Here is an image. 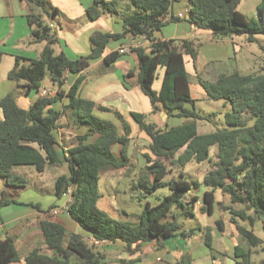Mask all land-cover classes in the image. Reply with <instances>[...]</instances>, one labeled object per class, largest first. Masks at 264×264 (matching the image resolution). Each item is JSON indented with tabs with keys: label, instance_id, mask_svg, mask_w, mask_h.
Instances as JSON below:
<instances>
[{
	"label": "trees",
	"instance_id": "obj_1",
	"mask_svg": "<svg viewBox=\"0 0 264 264\" xmlns=\"http://www.w3.org/2000/svg\"><path fill=\"white\" fill-rule=\"evenodd\" d=\"M26 1L33 6L26 16L33 41H46V45L38 58L17 56L8 77L27 91H40L42 80L49 73L56 89L53 94L39 96L29 108L21 107L13 93L0 99L3 111L0 120V178L6 186L22 188L27 185L26 177L14 173L17 166L34 165L39 172H44L49 164L62 161L58 149L60 142L54 133L61 112L54 105L67 97L64 110H70L75 120L88 128V132L79 136V142L66 150L64 160L69 172L56 178L55 193L62 198L70 190L67 211L93 238L108 242L121 240L131 250L133 246L153 239L160 241L177 234L189 236L194 229H184L177 218L171 221L165 218L172 215L170 211L174 205L184 208V213L191 216L193 210L190 206L197 197L193 196L190 201H185V198L189 191L202 185L209 188L204 193V212L213 213L215 191L222 189L230 195L232 204L243 205L242 209H231L234 215L251 223L258 219L264 229V61L255 72H222L216 81L198 74L199 84L207 98L223 100L231 107L224 114L223 128L199 133V120L209 121L215 113L204 115L198 112L197 99L192 96L184 56L190 55L196 62L198 50L195 42L162 39L157 35L170 23L166 17L174 0H129L132 11L122 17L123 32L94 31L90 35V53L75 59L64 51L55 52L54 46L59 43V38L45 15L56 14L58 9L49 0ZM188 1V21L212 31L216 38L246 35L249 42H257L256 36L264 34V0L257 6L260 20L247 18L239 10L242 0ZM117 4L118 0H95L87 8V16L95 20L106 11L117 13ZM35 8L41 11L37 12ZM127 35L142 38L146 43L135 48L134 52L138 58V84L149 98L153 113L165 111L185 118L183 124L169 127L167 122L148 121L145 113H130L139 128L151 137L149 150L154 156L145 154L147 164L140 169L135 186L143 194L152 193L162 186L171 189L170 194L160 197L157 204L146 202L137 222L113 218L98 204L102 197L101 173L107 169H120L128 161L125 148L131 139V125L120 111L81 96L80 88L86 78L84 74L70 88L64 87L68 72H83L94 60L103 57V63L111 67L124 53L115 50L104 55L106 49L111 41H119ZM261 48L264 52V46ZM2 58L0 50V64ZM160 68L164 69L162 84L160 90H155L153 85ZM187 103L191 108L186 106ZM96 110L113 111L121 120L124 132L120 134L116 124L98 116ZM90 134L98 136L87 143ZM116 144L122 146L119 154L113 149ZM212 148H215L214 154ZM166 161H170L172 166L208 161L210 167L202 182L174 177L167 179L170 171ZM12 202L16 200L1 193L0 209ZM251 209L253 215L248 213ZM40 225L44 243L53 254L35 248L24 258L23 264H103L95 245L87 243L80 234L67 239L66 228L49 219L42 220ZM237 229L250 249L238 247L236 255L241 259L240 264H252L251 247L257 246L261 240L247 227L238 225ZM20 260L14 237L0 238V264ZM133 261L122 260L121 264ZM176 264L190 263L184 257Z\"/></svg>",
	"mask_w": 264,
	"mask_h": 264
},
{
	"label": "crops",
	"instance_id": "obj_2",
	"mask_svg": "<svg viewBox=\"0 0 264 264\" xmlns=\"http://www.w3.org/2000/svg\"><path fill=\"white\" fill-rule=\"evenodd\" d=\"M50 1L58 9L55 15L59 18L55 22L50 23L52 30L57 33L61 51H64L72 59L90 53V35L94 31L123 32L122 17L124 14L132 11L129 0H118L117 13L106 11L99 18L90 20L87 16V8L92 6L95 0ZM243 1L239 4V10L244 13L243 8L241 9ZM252 1H254L256 7L261 2L260 0ZM5 2L8 11L6 10L4 13L11 18L8 21L9 23H7V31L9 29L12 31L15 45H21L23 39H26L29 44L43 46L40 51L37 49L36 56L30 50L9 53L4 48H0L3 52L0 64V99L13 93L17 103L21 107L29 108L42 95V90L41 92L34 89L27 91L22 85H18L17 82L9 79L8 73L13 68L17 56L27 58L40 57L46 41H39L40 43H37L33 41V37L31 38V28L26 17L31 12V4L28 1L5 0ZM188 10V0H174L169 16L175 17V19L170 20V23L163 27L160 37L162 39H189L194 41L195 45L199 42L201 43L195 63L190 55L185 54L184 56L186 68L190 75L189 79L193 98L197 99L193 95L192 78L194 77L195 82L199 83L198 74L203 78L206 77L205 79L207 80L216 81L222 72L234 70H239L244 74L253 72L252 70L248 72L240 69L239 67H243L242 64H237L236 66L233 64L229 66L230 68L227 67V62L236 60L238 57L241 62H246V60H249V56L256 55L263 61L264 55L260 51H254L250 47V43L252 42L247 40L246 35L216 38L212 31L191 24L188 21ZM179 13L183 14V16L177 18L176 15ZM67 19L69 23L75 21V24L78 26L71 27L72 24L66 23ZM76 20L78 21L76 22ZM25 21L29 27L24 24ZM4 37L0 38V45H2L3 41H6ZM256 38L258 42V36ZM135 40H141L142 46L146 45L142 38L127 35L119 41H111L104 55L121 48H126ZM259 47L261 48V45ZM260 50L263 51L262 48ZM127 63H132L134 67H128ZM254 68L257 71L260 67H257L258 69ZM129 72H132V74H129ZM138 72V58L135 52L124 53L111 67L103 63L102 57L92 61L90 66L83 72H68L64 86L66 89L70 88L74 81L81 74H84L86 78L80 88L81 96L94 100L98 104L108 106L113 110L120 111L131 125V139L125 148L128 161L120 169H107L101 173L100 191L102 197L98 204L101 209L105 210L113 218L133 222L138 221V216L142 212L146 202L155 205L159 202L161 196L154 202H151L148 200V194L141 193V189L135 186L139 178L140 169L147 164V160L145 162L143 157L146 158L145 154L152 155L149 150L152 139L139 128L138 123L132 118L130 113L132 111L145 113L148 115V121L159 122L160 120L167 122L169 127L178 126L185 122V118L169 115L165 111L153 113L149 98L143 93L138 84ZM163 75L164 69L160 68L158 77L153 85L155 90H160ZM44 89L48 90L49 94L55 93V89ZM203 98H207L205 92ZM207 100L209 99L207 98ZM67 102L68 98L64 97L63 100L58 101L54 105L61 112L54 133L60 142L58 149L62 161L60 163L49 164L44 172H39L34 165H20L14 168V173L26 177L28 183L22 188L10 187L12 188V194H7L6 196L15 199L16 202L9 203L0 209V238L7 236L14 237L16 248L21 256L20 261L9 264H23L24 258L35 248H40L43 253L53 254L44 243V234L40 225L41 221L46 219L62 224L66 228L67 239L73 234H80L87 243L92 244L93 237L71 217L65 208L58 214H53L52 212L56 207L63 208L65 205H68L71 199L70 192L62 198H58L55 193L56 178L69 172L68 164L64 160L65 152L69 147L79 142V136H85L88 132V128L79 124L70 110H64V105ZM186 106L191 108L189 103ZM95 113L100 117L112 120L118 127L120 134L124 132L121 120L117 118L113 111L96 110ZM2 118L3 111L0 107V120ZM97 136V134H90L86 142H93ZM113 149L119 154L122 146L116 144ZM211 152H215V148H212ZM139 156L142 160H138L137 157ZM152 157L154 158L153 155ZM174 166L168 167L171 173L176 170L177 165ZM180 167L182 168V166ZM37 172L41 174V176L39 175L41 178L48 179L52 184L51 195L48 197L43 196V193H49L43 190V186H41L44 181L40 180L36 184H33L30 178L31 174L34 175ZM200 173L193 174L190 178H185V176L183 178L189 181L197 180L202 182L207 170H202ZM17 189L23 190V192H15ZM207 189L209 188L202 185L196 190L189 191V194L185 198V201H190L193 196L197 197V200L190 206L193 214L191 216L186 215L194 219V226L191 227L194 229V232L191 235L184 237L177 234L160 241L153 239L143 242L139 246H133L131 250H128L126 243L121 240L116 242L104 241L95 245L96 250L100 253L103 264H121L122 260H134L129 264H176L184 257H187L190 264H240L241 259L237 257L236 251L238 247L244 248V246L239 244L241 238L239 236L241 235L237 226L241 225L254 231L256 226L259 229L263 228L262 223L257 219L253 223L249 220L243 221L239 216L234 215L231 209L239 210L243 208V205L232 204L230 195L224 193L222 189L215 191L216 202L213 213L208 214L204 212L202 206L204 204V193ZM182 209L183 211L185 210L184 208ZM248 213L253 215L254 212L251 209L248 210ZM175 218V214H172L167 216L165 220L171 221ZM245 246L246 250L250 249L247 242H245ZM73 259L75 260L74 257ZM261 263L264 264V259ZM252 264L255 263L252 262Z\"/></svg>",
	"mask_w": 264,
	"mask_h": 264
},
{
	"label": "rangeland",
	"instance_id": "obj_3",
	"mask_svg": "<svg viewBox=\"0 0 264 264\" xmlns=\"http://www.w3.org/2000/svg\"><path fill=\"white\" fill-rule=\"evenodd\" d=\"M260 1H262V0H260ZM50 3H51V1H50ZM242 8H243L244 13L247 16V18H256V19L260 20L258 9H257L256 5L254 4V1L244 0L242 2V5H241V9ZM6 10L8 11L5 0H0V25H1L0 26V38L1 37L3 38L4 36H5L4 38H6V41H5L6 43L3 41L2 45H0V48H4V50H6L9 53L30 50V51H32V53L34 55L37 54V49H38V51H40V49L43 47V46L40 47L39 44H36V45L29 44L26 41V39H23L21 45H15V43L13 41L14 35H13L12 31L10 29L7 31V23H9L8 21L11 18L9 16L5 15L4 12ZM35 11L40 12L41 10H40V8H35ZM45 19L48 23H51V22H55L59 18L56 17L55 14H52L51 16L45 15ZM18 20H20V18H18ZM77 21L78 20H76V22ZM66 23L72 24L71 27H75V26L77 27L78 26L75 24V21H72L71 23H69L68 19L66 20ZM24 24H26V26L29 27L26 21ZM30 35H31V33H30ZM157 35L160 37L161 33L158 32ZM257 36H258V42L250 43V47L254 51H258V52L260 51L264 55V52L261 51L260 50L261 48L259 47V45L264 46V34H258ZM31 38H32V35H31ZM41 42H43V41H41ZM37 43H40V42H37ZM59 43L54 46L56 53H59L62 50V49H60ZM200 45H201L200 42L198 44H196L197 50H198ZM263 61H264V59H263ZM263 61L260 58H258L256 55H252V56H249V60H246L247 63L245 61L241 62V60H239V57H238V59H236V60L234 59L232 61L227 62L226 65L228 68H230L229 66H231L233 64H234V66H236L237 64H242L243 67H239L240 69H243V70L248 71V72L250 70L255 72L256 70L254 67H256V69H258L257 67H261L263 64ZM250 63H252V64H250ZM126 65L128 67H134L132 65V63H127ZM217 68H219V67H217ZM233 68H235V67H233ZM136 70H137V67H136ZM231 70H233V69H231ZM87 74L89 75V73H87ZM192 80H193V95L197 98L196 110L198 112H200L201 114H204V115H210L211 113H215V115H213L209 121L199 120V123H198L199 133H209V132L215 131L218 128H223L224 123H225L224 114L231 109L230 104H228V103L225 104L223 100H211V99L207 100V98L204 99L203 96H204L205 91L203 90V88L201 87V85L198 82H195L194 77L192 78ZM42 85L44 86V88H48L50 90L56 89V86H54V84L52 83V81L50 79L49 73H47L46 76L43 78ZM44 88H42L41 90H43ZM41 90H40V92H41ZM212 154H214V152H212ZM137 158H138V160L139 159L142 160L140 156ZM143 159L146 162V158L143 157ZM166 163H167L168 167H175V166L171 165L170 161H166ZM209 167H210V163L208 161H203L200 163H198L196 161H191V162L187 163L185 166H182V168L180 166H176V168H175L176 170L173 173L169 172V174L167 175V179H170L172 177L183 178L184 176H185V178H190L191 175H193V174L196 175V174L200 173L202 170H207V172H208ZM39 175L41 176V174L37 172V174H34V175L31 174L30 178H31L33 184H36V182H39L40 180L44 181V183L41 186H43V190H45L49 193H43V196L48 197L51 195L50 193H51L52 184L49 182L48 179L45 180L44 178H41ZM117 175H118V173H117ZM3 183H4L3 179L0 178V196H1V193L5 194V195L12 194V188H10L9 186H6ZM21 191L23 192V190H18V189L15 190V192H17V193H20ZM170 192H171V189L168 186H162V187L154 190L152 193H148V195H147V196H149L148 200H150L151 202H154L155 200H157L158 197H160V196L163 197L165 194H170ZM170 214H175L176 218L181 222L182 227L184 229H189V228L194 226L193 217L186 216V214H184V211L182 208H179L178 206L174 205L170 211ZM253 232L255 233L256 236H258L260 238L261 242L257 246L252 247L251 262H253L255 264H262L261 262L264 259V229L263 228L259 229L256 226ZM239 237H241L239 240V244L244 246V249L246 250L247 248L245 246V242H247V241L242 236H239ZM249 247H250V245H249Z\"/></svg>",
	"mask_w": 264,
	"mask_h": 264
},
{
	"label": "built area",
	"instance_id": "obj_4",
	"mask_svg": "<svg viewBox=\"0 0 264 264\" xmlns=\"http://www.w3.org/2000/svg\"><path fill=\"white\" fill-rule=\"evenodd\" d=\"M183 16V14H181V13H179L178 15H176V17L177 18H180V17H182ZM171 19H173V17H171V16H167L166 17V20H171ZM142 45V41L141 40H139V41H137V40H135V41H133L132 42V44H130L128 47H126V48H121L119 51L121 52V53H131V52H134V49L135 48H137V47H139V46H141ZM47 94H49V91L48 90H46V89H43L42 90V95H47ZM69 192H70V190H69ZM68 192V193H69ZM66 209L67 210V208H68V205H65L63 208H61V207H56L55 209H53V214H58L61 210H63V209ZM102 242H104V241H101V240H98V239H95V238H93L92 239V244L93 245H98V244H100V243H102Z\"/></svg>",
	"mask_w": 264,
	"mask_h": 264
}]
</instances>
